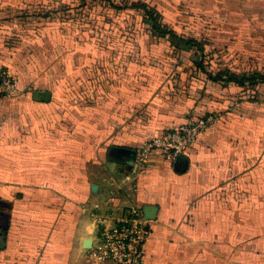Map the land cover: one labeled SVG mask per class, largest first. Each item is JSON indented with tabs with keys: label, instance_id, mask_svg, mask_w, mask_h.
<instances>
[{
	"label": "crops",
	"instance_id": "0c3cea01",
	"mask_svg": "<svg viewBox=\"0 0 264 264\" xmlns=\"http://www.w3.org/2000/svg\"><path fill=\"white\" fill-rule=\"evenodd\" d=\"M60 1L68 16L83 9ZM58 2L0 0V64L19 87L0 98V264H117L93 254L91 213L113 226L133 205L156 207L145 264H264V116L236 97L239 86L211 80L225 65L207 58L228 48L264 63V0H127L157 10L177 36L157 38L143 19L155 40L117 54L94 40V56H84L89 42L38 30ZM180 37L201 43L206 71ZM212 112L217 121L176 160L154 150L137 170L111 154L138 155Z\"/></svg>",
	"mask_w": 264,
	"mask_h": 264
},
{
	"label": "rangeland",
	"instance_id": "374dc122",
	"mask_svg": "<svg viewBox=\"0 0 264 264\" xmlns=\"http://www.w3.org/2000/svg\"><path fill=\"white\" fill-rule=\"evenodd\" d=\"M114 1L118 6H126L128 3L127 0ZM55 2H58L57 7L53 5L52 10H57L56 16L52 18L49 24L45 21L43 27L42 25L39 26L38 30L41 31L44 28L45 33L49 32L52 35V39L56 41L60 39L68 45L76 43V41L89 42L87 43L88 46L83 43L84 52H86L84 56H88L89 54L94 56V43L90 45V42H94V40H102L101 42L108 43L107 46L114 50L115 54L121 51L124 53L130 52L129 50L133 46H145L150 40H155L150 36L148 29H144L145 23L140 11L133 9L117 11L110 8L107 1L87 0L81 12L78 13L79 9H75L68 16L63 14L66 11L60 9L63 2L60 0H51V3L54 4ZM90 47L92 48V52ZM208 52L210 55L207 58L211 61L214 69L223 65L232 66L239 70L247 69L248 71L254 68H264V63L247 61V59L240 58L238 54L235 55L228 48ZM234 94L237 98L244 97L247 100L245 104H258V115L259 117L264 116V89L261 88L259 91L258 102L250 97L255 92L242 91L241 88L236 87ZM252 99L254 102L251 101ZM261 126L264 125L261 124Z\"/></svg>",
	"mask_w": 264,
	"mask_h": 264
},
{
	"label": "built area",
	"instance_id": "2783aa9c",
	"mask_svg": "<svg viewBox=\"0 0 264 264\" xmlns=\"http://www.w3.org/2000/svg\"><path fill=\"white\" fill-rule=\"evenodd\" d=\"M19 93L18 82L9 70L0 64V98ZM216 113L194 116L186 123L177 125L162 135L145 143L139 150L134 166L144 168L154 150L163 151L170 160H176L187 153L202 133L217 121ZM98 245L95 255L103 262L117 264H145V244L150 236V221L141 208L133 205L113 226L104 217L98 218ZM1 234V229H0Z\"/></svg>",
	"mask_w": 264,
	"mask_h": 264
},
{
	"label": "trees",
	"instance_id": "16d2710c",
	"mask_svg": "<svg viewBox=\"0 0 264 264\" xmlns=\"http://www.w3.org/2000/svg\"><path fill=\"white\" fill-rule=\"evenodd\" d=\"M107 1V4L110 6V8H113L117 11H121L124 9H133L137 11H141L143 14V19L146 24H148L151 33L153 36L159 38H166L169 35H173L176 37L177 35L174 34V32L168 27L167 24L163 22L162 15L155 10L154 8L150 7L148 4H145L144 2H132L127 3L126 6H118L115 4L114 0H103ZM82 8L86 5V0H81ZM95 7V6H94ZM69 8V6H68ZM180 39H183L180 37ZM189 46L193 48V50L198 51L199 54H201V57L203 58L199 65H197L200 69L203 71H206V67L204 64V58L205 54H203V47L200 42L193 39H187L184 40ZM209 76L212 81L214 82H224L225 84H235L243 89V91H249V92H255V94H251L250 97H252L254 100L257 99L259 95L260 89H264V71L263 70H249V71H241L239 73L232 71L227 66H224L223 68L215 73L211 71L209 73ZM252 99V100H253Z\"/></svg>",
	"mask_w": 264,
	"mask_h": 264
},
{
	"label": "water",
	"instance_id": "95a60500",
	"mask_svg": "<svg viewBox=\"0 0 264 264\" xmlns=\"http://www.w3.org/2000/svg\"><path fill=\"white\" fill-rule=\"evenodd\" d=\"M34 94L36 98H39L41 100L47 101L50 98V93L47 91L36 90ZM111 154L113 155L114 158L123 160L129 166L130 169L133 167L136 161V158H137V150L124 148V147L113 148L111 150ZM152 207L153 206L148 205L143 208L144 215L147 219L155 218V210H156L155 208L156 207H153V208ZM0 215H3V212L0 211Z\"/></svg>",
	"mask_w": 264,
	"mask_h": 264
}]
</instances>
